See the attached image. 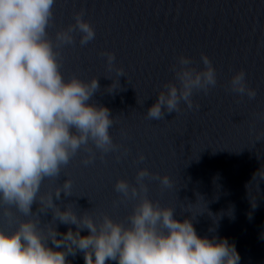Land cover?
<instances>
[{"label": "water", "instance_id": "water-1", "mask_svg": "<svg viewBox=\"0 0 264 264\" xmlns=\"http://www.w3.org/2000/svg\"><path fill=\"white\" fill-rule=\"evenodd\" d=\"M82 10L95 38L81 45L74 32V43L58 45L57 32L74 25ZM47 35L65 79L99 77L92 100L111 111L116 150L101 153L90 142L58 177L44 180L41 196L68 179L71 196H54L55 203L127 222L138 198H123L114 185L118 179L135 184L137 170L147 168L154 175L146 178L150 199L173 207L179 219L191 214L200 235L211 236L214 228L235 244L240 264H264V0H56ZM106 52L115 54L113 63L124 72L112 93L107 88L117 76L107 68ZM202 54L216 70V85L194 91L193 109L181 102L177 113L150 119L147 109L164 85L178 84L177 58L184 55L191 67L202 70ZM241 70L255 98L231 90L230 81ZM89 152L95 160L85 165ZM164 175L172 180L170 188L160 184ZM32 212L40 215L37 226L46 230L51 210L40 213L34 202ZM25 218L0 205V228L12 231ZM56 226L60 233L69 228L59 221ZM68 259L85 264L81 252Z\"/></svg>", "mask_w": 264, "mask_h": 264}, {"label": "clouds", "instance_id": "clouds-1", "mask_svg": "<svg viewBox=\"0 0 264 264\" xmlns=\"http://www.w3.org/2000/svg\"><path fill=\"white\" fill-rule=\"evenodd\" d=\"M55 2L0 0V205L26 217L12 231L0 228V264H72L68 257L77 252L83 253L85 264H240L235 244L216 235L214 228L209 229L213 235H200L191 214L179 219L173 207L149 198L146 178L154 175L147 168L137 170L135 184L118 179L114 185L123 198H138L127 222L107 214L78 212L72 203L64 207L55 203L54 196L56 200L61 193L71 196L68 179L41 196L44 180L58 177L72 156L90 142L101 153L116 150L110 135L111 111L92 100L100 88L99 77L65 79L61 72L59 53L47 35ZM83 15L82 10L74 25L57 32L58 45L74 43V32L79 33L81 45L95 38L93 25ZM104 55L108 70L114 69L117 76L107 88L112 93L120 87L124 72L115 67L114 53ZM201 59L204 68L197 70L190 66V58H177L173 71L178 84L164 85L147 109L150 119L177 113L181 102L193 109L194 91L206 92L216 85L217 74L209 57L202 54ZM230 87L241 96H256L243 70L233 75ZM94 160L95 153L89 152L83 163ZM159 181L163 187L172 186L167 175ZM34 202L40 213L52 212L46 230L37 226L41 219L32 212ZM4 215L11 220V213ZM57 221L69 225L67 232L58 231ZM85 230L87 234L82 235Z\"/></svg>", "mask_w": 264, "mask_h": 264}]
</instances>
